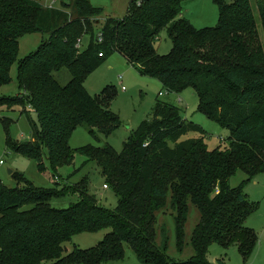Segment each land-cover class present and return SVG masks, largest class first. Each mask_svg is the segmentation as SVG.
<instances>
[{"label": "trees", "instance_id": "1", "mask_svg": "<svg viewBox=\"0 0 264 264\" xmlns=\"http://www.w3.org/2000/svg\"><path fill=\"white\" fill-rule=\"evenodd\" d=\"M185 1L191 0H131L127 16L107 19L97 34L104 11L90 0H63L59 8L40 0H0V109L20 107L26 114L33 108L39 117V124L29 118L31 141L9 140V148L35 160L40 172L47 148L54 176L74 166L79 154L102 168L105 186L119 199L115 210L103 208L89 194L87 179L47 190L20 174H13V189L0 179V264H108L124 259L125 245L143 264H210L213 244L237 247L246 263L251 260L258 237L247 221L259 205L249 202L244 185L232 188L230 181L240 171L248 181L264 173V44L254 11L264 35V0H254V6L251 0H214L219 25L201 30L182 16ZM162 31L173 43L166 56L155 47ZM30 34L49 38L20 62L21 94L2 97L1 89L12 83L20 39ZM86 36L90 42L82 51ZM115 54L169 93L193 89L199 112L230 132L229 146L210 151L203 128L179 108L157 103L121 154L110 147L72 150L69 140L79 127L109 137L121 125L110 110L115 90L92 97L85 88L87 78ZM63 70L71 78L65 86L55 77ZM70 194L80 201L68 209L52 206ZM168 203L181 252L189 204L201 215L191 238L194 255L183 263L168 256L165 233L157 243V215ZM108 230L97 247L66 254L65 245L76 236Z\"/></svg>", "mask_w": 264, "mask_h": 264}, {"label": "rangeland", "instance_id": "2", "mask_svg": "<svg viewBox=\"0 0 264 264\" xmlns=\"http://www.w3.org/2000/svg\"><path fill=\"white\" fill-rule=\"evenodd\" d=\"M46 7H60L63 0H40ZM65 1V0H64ZM96 8H101L104 14L99 20L101 25L97 28L100 33L102 25L109 18L123 19L127 16L131 0H90ZM232 4L234 0H226ZM254 6V0H251ZM182 16L189 20L198 29L216 28L220 22V12L214 0H191L182 4ZM258 26L262 42L264 35L259 21L256 7ZM49 36L44 34H30L20 39L19 56L11 70L12 83L1 89L2 97H18L19 89L18 76L20 62L35 53ZM90 42V37L82 39L81 50H85ZM156 50L159 55H169L173 49V43L166 31H162L156 42ZM55 77L62 85H67L71 78L66 70L58 72ZM108 87L115 90V96L110 103V110L116 114L121 125L106 137L95 129V137L85 127L76 129L69 140L72 150H79L87 146L95 148H112L118 155L122 153L124 144L134 135L140 125L152 118L153 110L157 103H164L179 108L182 115L188 122L194 123L206 132V142L210 151L225 149L229 146L228 139L230 132L223 129L215 121L209 120L200 113L199 98L193 89H188L181 94L169 93L163 88L162 83L153 78L142 76L127 60L119 54L107 59L104 64L92 73L85 81L87 92L96 97L101 95ZM125 88V90H123ZM26 114H22L20 107L14 110L0 109V118L9 120L6 128L0 122V179L8 188H16L17 183L14 175L20 174L36 187L42 189L71 187L78 185L83 180H88L89 194L97 198L98 204L105 209L113 211L118 206V197L112 187L105 189L106 177L102 168L94 161L76 154L75 165L63 167L54 176L52 163L47 148L43 149L44 172L39 171L38 163L25 155L9 148V140L13 143H27L32 139V127L29 118L39 124V117L33 108H28ZM191 134L188 138H195ZM12 171V174L10 173ZM14 174V175H13ZM244 185V193L248 196L251 204L259 205L247 221V227L258 237V243L253 256L249 262H245L237 247L225 248L213 244L209 248L208 261L210 264H264V173L257 175L251 181L243 172H238L230 181L232 188H239ZM80 201L79 195L70 194L63 199L52 201V206L57 209H68ZM189 219L186 225V247L181 252L178 249L177 234L174 217L175 212L171 209L170 203L165 210L157 216L156 224L157 243H162V235L165 233L168 238L167 254L176 262H186L194 255L191 246V238L196 226L199 224L201 215L198 209L189 204ZM110 231H103L96 234H81L76 236L71 243L65 245L67 253L75 248L82 250L97 247ZM108 264H143L139 261L132 249L125 245V257L122 261Z\"/></svg>", "mask_w": 264, "mask_h": 264}, {"label": "built area", "instance_id": "3", "mask_svg": "<svg viewBox=\"0 0 264 264\" xmlns=\"http://www.w3.org/2000/svg\"><path fill=\"white\" fill-rule=\"evenodd\" d=\"M100 42H102L101 35H100ZM79 46H81V43L79 44ZM100 56H102V55H100ZM123 90H125V88H123ZM0 164H2V162H0ZM105 189H107V186H105Z\"/></svg>", "mask_w": 264, "mask_h": 264}, {"label": "water", "instance_id": "4", "mask_svg": "<svg viewBox=\"0 0 264 264\" xmlns=\"http://www.w3.org/2000/svg\"><path fill=\"white\" fill-rule=\"evenodd\" d=\"M10 173L12 174V171H10Z\"/></svg>", "mask_w": 264, "mask_h": 264}]
</instances>
